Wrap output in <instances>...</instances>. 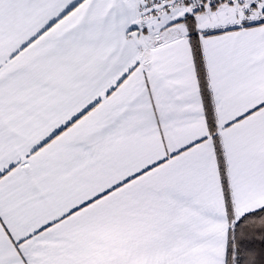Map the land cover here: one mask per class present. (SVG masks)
<instances>
[{
    "label": "snow or ice",
    "instance_id": "6c2138e0",
    "mask_svg": "<svg viewBox=\"0 0 264 264\" xmlns=\"http://www.w3.org/2000/svg\"><path fill=\"white\" fill-rule=\"evenodd\" d=\"M0 264H264V0H0Z\"/></svg>",
    "mask_w": 264,
    "mask_h": 264
}]
</instances>
